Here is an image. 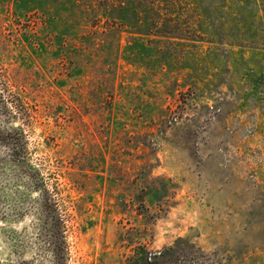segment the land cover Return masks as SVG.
I'll use <instances>...</instances> for the list:
<instances>
[{
    "label": "rangeland",
    "instance_id": "374dc122",
    "mask_svg": "<svg viewBox=\"0 0 264 264\" xmlns=\"http://www.w3.org/2000/svg\"><path fill=\"white\" fill-rule=\"evenodd\" d=\"M118 2L0 0V264H264V0Z\"/></svg>",
    "mask_w": 264,
    "mask_h": 264
},
{
    "label": "trees",
    "instance_id": "16d2710c",
    "mask_svg": "<svg viewBox=\"0 0 264 264\" xmlns=\"http://www.w3.org/2000/svg\"><path fill=\"white\" fill-rule=\"evenodd\" d=\"M182 4V0H119L116 11H114V6L112 9L117 19H120L122 22L128 19L138 26L145 27L147 32L153 36L181 39L186 36L180 33V23L178 20H175L173 14L178 8H181ZM105 11L107 12V9ZM185 39L189 40V37ZM184 242L186 241H176L178 245ZM173 256H176L175 247L166 248L157 255L149 256L148 263L151 260L155 262L166 257L170 259Z\"/></svg>",
    "mask_w": 264,
    "mask_h": 264
}]
</instances>
